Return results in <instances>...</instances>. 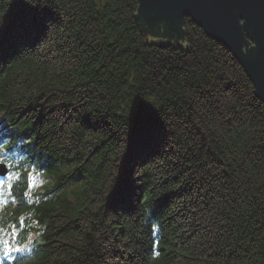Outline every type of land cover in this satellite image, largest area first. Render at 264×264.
Instances as JSON below:
<instances>
[{"label":"trees","instance_id":"obj_1","mask_svg":"<svg viewBox=\"0 0 264 264\" xmlns=\"http://www.w3.org/2000/svg\"><path fill=\"white\" fill-rule=\"evenodd\" d=\"M138 11L0 0V264H264V105L190 18L182 47Z\"/></svg>","mask_w":264,"mask_h":264},{"label":"water","instance_id":"obj_2","mask_svg":"<svg viewBox=\"0 0 264 264\" xmlns=\"http://www.w3.org/2000/svg\"><path fill=\"white\" fill-rule=\"evenodd\" d=\"M138 1L140 25L151 24L156 32L150 41L185 47L178 33L183 18H190L232 53L264 105V0Z\"/></svg>","mask_w":264,"mask_h":264},{"label":"snow or ice","instance_id":"obj_3","mask_svg":"<svg viewBox=\"0 0 264 264\" xmlns=\"http://www.w3.org/2000/svg\"><path fill=\"white\" fill-rule=\"evenodd\" d=\"M3 162V160L2 159H0V163H2ZM34 185L33 184H29V188H31V187H33ZM3 203V201H0V204H2Z\"/></svg>","mask_w":264,"mask_h":264}]
</instances>
